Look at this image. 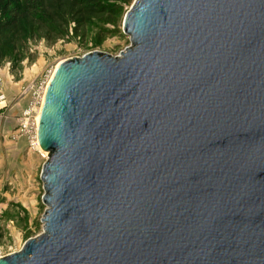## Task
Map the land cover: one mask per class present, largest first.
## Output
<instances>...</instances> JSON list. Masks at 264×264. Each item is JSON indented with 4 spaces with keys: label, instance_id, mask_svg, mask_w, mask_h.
<instances>
[{
    "label": "water",
    "instance_id": "water-1",
    "mask_svg": "<svg viewBox=\"0 0 264 264\" xmlns=\"http://www.w3.org/2000/svg\"><path fill=\"white\" fill-rule=\"evenodd\" d=\"M123 33L57 65L44 231L0 264H264V0H134Z\"/></svg>",
    "mask_w": 264,
    "mask_h": 264
},
{
    "label": "rangeland",
    "instance_id": "rangeland-1",
    "mask_svg": "<svg viewBox=\"0 0 264 264\" xmlns=\"http://www.w3.org/2000/svg\"><path fill=\"white\" fill-rule=\"evenodd\" d=\"M133 2L122 4L118 15L93 19L84 29L70 30L62 39L32 41L24 37L16 52L0 65V94L4 95L1 87L7 83L8 88L13 85L21 89L17 100H22L13 107L11 99L8 109L6 99L0 102V258L19 252L28 240L40 236L47 211L40 180L45 161L29 147L28 139L18 134L22 111L30 105L33 92L61 62L94 52L118 57L130 47L123 33V20ZM31 87L33 91L22 95Z\"/></svg>",
    "mask_w": 264,
    "mask_h": 264
},
{
    "label": "trees",
    "instance_id": "trees-1",
    "mask_svg": "<svg viewBox=\"0 0 264 264\" xmlns=\"http://www.w3.org/2000/svg\"><path fill=\"white\" fill-rule=\"evenodd\" d=\"M132 0H0V65L24 38L58 40L93 19L116 16Z\"/></svg>",
    "mask_w": 264,
    "mask_h": 264
},
{
    "label": "built area",
    "instance_id": "built-area-1",
    "mask_svg": "<svg viewBox=\"0 0 264 264\" xmlns=\"http://www.w3.org/2000/svg\"><path fill=\"white\" fill-rule=\"evenodd\" d=\"M49 76L46 78L45 82H42L33 92V99L30 105L22 111L18 120V134L28 139L29 147L33 151H36L44 161H46L47 155L38 148L37 129L44 95L47 89L46 83ZM33 89V87L28 90L26 89V91L22 92V95L30 93ZM4 99L5 95L0 94V102L4 101Z\"/></svg>",
    "mask_w": 264,
    "mask_h": 264
},
{
    "label": "crops",
    "instance_id": "crops-1",
    "mask_svg": "<svg viewBox=\"0 0 264 264\" xmlns=\"http://www.w3.org/2000/svg\"><path fill=\"white\" fill-rule=\"evenodd\" d=\"M2 84V83H1ZM4 85H5V83H4ZM4 85H2V87H1V89H2V93L5 95V99H6V108L8 109L12 104H10V101H11V99L15 102V104L14 105H12L13 107L15 106H17L21 101H18L17 99H18V97H19V95H20V91H21V89H17V88H15L12 84V87L11 88H8L7 87V83H6V86L4 87ZM13 94H15V95H13ZM12 96H14V97H12ZM17 103V104H16ZM9 106V107H8ZM24 108V107H23ZM23 108L21 109V111L23 110Z\"/></svg>",
    "mask_w": 264,
    "mask_h": 264
},
{
    "label": "bare ground",
    "instance_id": "bare-ground-1",
    "mask_svg": "<svg viewBox=\"0 0 264 264\" xmlns=\"http://www.w3.org/2000/svg\"><path fill=\"white\" fill-rule=\"evenodd\" d=\"M55 69H56V67L53 68L52 71H51V73H50V76H49V78H48V80H47V83H46V86H47V87H48V85H49V83H50V81H51V79H52V77H53V74H54ZM38 148H39V147H38Z\"/></svg>",
    "mask_w": 264,
    "mask_h": 264
}]
</instances>
